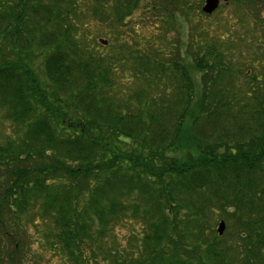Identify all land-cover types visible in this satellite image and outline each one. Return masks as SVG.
Here are the masks:
<instances>
[{
  "label": "trees",
  "instance_id": "16d2710c",
  "mask_svg": "<svg viewBox=\"0 0 264 264\" xmlns=\"http://www.w3.org/2000/svg\"><path fill=\"white\" fill-rule=\"evenodd\" d=\"M202 1L94 0L117 41L160 17L120 70L80 40L76 0H0V264H52L29 222L57 264H264V0L196 51L177 22L212 16Z\"/></svg>",
  "mask_w": 264,
  "mask_h": 264
},
{
  "label": "rangeland",
  "instance_id": "374dc122",
  "mask_svg": "<svg viewBox=\"0 0 264 264\" xmlns=\"http://www.w3.org/2000/svg\"><path fill=\"white\" fill-rule=\"evenodd\" d=\"M204 1L205 0L202 1L203 3L201 4V8L204 5ZM76 2H78L77 5L80 7L79 8L80 12L78 15H76V18H75V15L72 16V19L80 23L78 26V29H80V32H81L80 40L83 41L85 47L92 49L96 53L104 52V53L112 54L111 58L114 60L115 64H117L120 70H121L120 68L121 64L117 63L115 59L116 57L124 58V56L126 55L128 56V58H126L127 60H125V62L126 63L128 61L132 62L130 59L131 56L129 55L130 54L133 55L134 54L133 52L136 50L134 47L138 46L137 44L138 41H136L138 36L136 32H140L141 34H146L147 36H151L152 40H154L153 36L156 35L158 32L157 31L158 27H156V23L160 17H158L157 15L151 16L150 14L147 16L145 15L146 17L143 21H139L140 19L139 17L141 15L144 16V9L138 10L133 15V18H131L133 22L129 21L128 26H125V28L121 30L120 35L122 36L120 40L126 42V45L119 46L118 44L120 40L119 41L116 40V38H119V35H118L119 31L117 30L118 33H116L114 30L110 29V26L107 23H101L100 21L98 22L96 21V19L92 17L91 12H92V8H94V5H95L94 0H76ZM241 9L242 7L238 6L237 0H229L228 2L222 1L221 5H219V7L217 8V11L216 12L214 11L212 13L213 14L212 16L200 17V13H196L194 15V18L191 21L192 22L191 25H188L187 27H185L182 21L180 22L178 21L177 23L179 24L181 23L179 33L182 38L180 42H182L183 39L187 38V36L189 35V32L191 31L192 36L190 39H193L194 42H197L194 45V49L197 51V49L199 48V45L201 44V40H199L198 38L203 36L204 28H206V30H209L208 27H210V29H214L213 31H211V34H214L216 32H221V33L228 32L230 25H227V23L229 22H232L234 26L236 25V27L239 28V25L237 24H239V21H240L239 19L241 18V15H242L243 10ZM219 19H220V22H216V20H219ZM215 22L219 24V27H217V24ZM196 25L199 26L197 30L198 32H200L199 37L196 31L194 30V27ZM200 28H203V29L200 30ZM238 30L241 33H244L245 31H249V29L241 27V24ZM231 31H233V28ZM175 34H176L175 32H172L169 34V36L172 37V39L169 41V47L171 48V46L172 47L174 46L173 48L174 50L178 43L177 39L173 38ZM241 36H243V40L238 45L241 46L242 48L246 46L248 47L250 45L248 43L251 42V38L249 39L250 34L247 38H245L244 35L242 34ZM188 42L189 44L192 43L189 40ZM155 45L158 47V42H156ZM160 45H165L164 39L161 40ZM160 56H162V53ZM159 58L160 60L164 59L162 57H159ZM119 74H120V71H119ZM135 80L136 79H134L133 81L131 80L127 84V88L129 90L130 96H132V93H134V91L138 88V85H136L134 82ZM3 114L4 112H0V144L3 143L7 135H11L12 133V128L10 129V123L7 120L3 119L2 117ZM38 221H40V218L38 219ZM219 221L220 220H218L217 223L215 224V227H216L215 229H218ZM24 224L26 225L25 222ZM27 225H29L31 234L34 235L36 238H38L40 243H42L41 247L37 245V242L35 245L32 246L34 252L40 253V257L42 256V261L44 260V262L46 263L48 261L49 263L57 264L58 256L56 255V253L51 252L49 248L46 249V247H44V241H42L41 239V234L38 233L36 230V229H41L42 231L45 232V229L49 230L48 226L44 224V222H43V225L38 222L36 226L32 225V222L27 223ZM136 229H140L139 224L131 223V222H127L126 226H118L114 228L115 232L121 238L123 237L126 238L130 234L131 231L136 230ZM31 261H32V258H31Z\"/></svg>",
  "mask_w": 264,
  "mask_h": 264
},
{
  "label": "water",
  "instance_id": "95a60500",
  "mask_svg": "<svg viewBox=\"0 0 264 264\" xmlns=\"http://www.w3.org/2000/svg\"><path fill=\"white\" fill-rule=\"evenodd\" d=\"M223 1L228 2L229 0H223ZM220 3L221 0H205V3L203 5V11L207 14H211L218 8ZM217 230L220 235H223V233L226 230V223L224 220L220 221Z\"/></svg>",
  "mask_w": 264,
  "mask_h": 264
}]
</instances>
